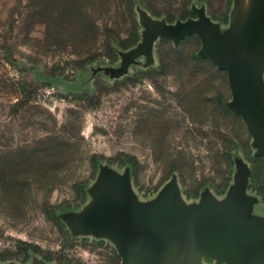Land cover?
Here are the masks:
<instances>
[{
  "label": "rangeland",
  "instance_id": "1",
  "mask_svg": "<svg viewBox=\"0 0 264 264\" xmlns=\"http://www.w3.org/2000/svg\"><path fill=\"white\" fill-rule=\"evenodd\" d=\"M233 6L234 0H0V264H120L111 238L76 231L68 220L97 200L104 170L128 173L139 202L172 182L191 204L206 189L224 197L241 159L250 169L247 192L259 197L248 214L264 216V156L227 107V73L202 56L201 38L194 33L174 43L160 36L148 55L124 63L142 40L143 13L175 24L197 19L202 9L224 35ZM259 11L258 0H237L225 59L235 46L244 50ZM134 32L138 40L127 46ZM239 79L232 72L234 89ZM239 167L241 184L248 171ZM240 194L241 185L238 203ZM250 225L231 217L215 232L263 240Z\"/></svg>",
  "mask_w": 264,
  "mask_h": 264
},
{
  "label": "water",
  "instance_id": "2",
  "mask_svg": "<svg viewBox=\"0 0 264 264\" xmlns=\"http://www.w3.org/2000/svg\"><path fill=\"white\" fill-rule=\"evenodd\" d=\"M258 2V23L246 36L244 50L235 46L227 59L224 58L225 48L233 32L232 17L237 0H234L224 35L202 9L196 11L197 19L175 24L152 20L143 13L142 40L125 55L124 63L137 54L148 55L151 44L160 36L178 43L187 35L197 34L202 41V56L227 73L232 94L227 107L241 116L253 137L257 154L264 156V130L260 120L263 112L259 109V104L264 108V0ZM238 49L243 54L241 65L236 60ZM232 72L240 75L236 89L232 86ZM235 165L233 183L224 197L217 198L206 189L201 192L200 201L191 204L185 203L172 182L165 185L156 198L139 202L128 173L115 175L104 170L95 186L97 200L80 214L69 215L68 220L76 231H91L111 238L120 253V264H203L204 258H212L218 264H264V239L251 243L256 238L251 232L244 233L248 240L245 237L232 239L223 236L225 232H215V228L220 229L232 217L238 223H252L247 228L255 230L257 236L264 234L260 232L264 229V216L248 214L250 205L259 198L247 192L250 169L241 159H237ZM240 165L248 171L241 184ZM239 185L240 203L235 197Z\"/></svg>",
  "mask_w": 264,
  "mask_h": 264
},
{
  "label": "trees",
  "instance_id": "3",
  "mask_svg": "<svg viewBox=\"0 0 264 264\" xmlns=\"http://www.w3.org/2000/svg\"><path fill=\"white\" fill-rule=\"evenodd\" d=\"M137 40H138V35L136 32H134L133 35L128 40L127 46H131V45L135 44L137 42ZM262 199L264 201V196H262Z\"/></svg>",
  "mask_w": 264,
  "mask_h": 264
}]
</instances>
